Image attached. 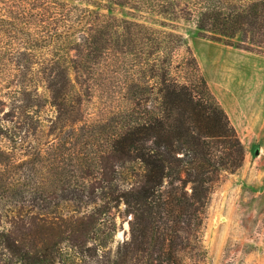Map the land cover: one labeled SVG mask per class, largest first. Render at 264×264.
I'll use <instances>...</instances> for the list:
<instances>
[{"label": "trees", "instance_id": "16d2710c", "mask_svg": "<svg viewBox=\"0 0 264 264\" xmlns=\"http://www.w3.org/2000/svg\"><path fill=\"white\" fill-rule=\"evenodd\" d=\"M143 15L264 46V0H0V264H182L201 250L215 183L244 148L188 48L175 76L184 38ZM96 95L105 120L86 117ZM121 204L129 233L113 250Z\"/></svg>", "mask_w": 264, "mask_h": 264}, {"label": "rangeland", "instance_id": "374dc122", "mask_svg": "<svg viewBox=\"0 0 264 264\" xmlns=\"http://www.w3.org/2000/svg\"><path fill=\"white\" fill-rule=\"evenodd\" d=\"M105 6L120 18L128 17L129 11L125 8L109 3ZM103 11L108 13L106 9ZM137 20L184 38L185 47L176 52L174 59L175 76H184L177 67L187 58L188 48L244 148L242 167L223 171L215 183L201 236V250L180 254L182 264H264V46L251 44L241 34L223 40L201 35L195 20L181 16L143 15ZM190 72L194 73L191 69ZM84 111L88 120H105L106 100L96 95L86 101ZM4 139L0 135L1 145L8 144ZM218 149L227 154L220 145ZM0 213V222H3L2 209ZM113 214L118 224L115 250L128 237L131 217L127 216L123 204ZM40 231V237L50 240L44 228Z\"/></svg>", "mask_w": 264, "mask_h": 264}, {"label": "water", "instance_id": "95a60500", "mask_svg": "<svg viewBox=\"0 0 264 264\" xmlns=\"http://www.w3.org/2000/svg\"><path fill=\"white\" fill-rule=\"evenodd\" d=\"M123 241H124V240H122V242H123ZM122 242H121V243H122Z\"/></svg>", "mask_w": 264, "mask_h": 264}]
</instances>
